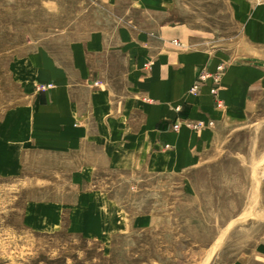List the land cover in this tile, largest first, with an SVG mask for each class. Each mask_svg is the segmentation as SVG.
<instances>
[{
    "label": "rangeland",
    "instance_id": "rangeland-1",
    "mask_svg": "<svg viewBox=\"0 0 264 264\" xmlns=\"http://www.w3.org/2000/svg\"><path fill=\"white\" fill-rule=\"evenodd\" d=\"M173 1L219 45L240 40L228 0ZM127 5L0 0V264H264V105L180 173L85 170L31 142L29 55L116 25Z\"/></svg>",
    "mask_w": 264,
    "mask_h": 264
},
{
    "label": "crops",
    "instance_id": "crops-1",
    "mask_svg": "<svg viewBox=\"0 0 264 264\" xmlns=\"http://www.w3.org/2000/svg\"><path fill=\"white\" fill-rule=\"evenodd\" d=\"M228 4L238 42L219 45L178 20L173 0H128L116 25L31 53V142L78 152L85 170L180 173L210 160L220 129L256 119L264 105V1ZM220 63L216 96L210 78L189 92Z\"/></svg>",
    "mask_w": 264,
    "mask_h": 264
},
{
    "label": "built area",
    "instance_id": "built-area-1",
    "mask_svg": "<svg viewBox=\"0 0 264 264\" xmlns=\"http://www.w3.org/2000/svg\"><path fill=\"white\" fill-rule=\"evenodd\" d=\"M224 70H225V64L220 63L217 65L216 70L213 73H205V72L199 73L197 80L193 83V85L189 89V92L192 94H197L199 92L201 85L210 78L212 80V86L210 88V93L216 96L218 85H219V82L221 80ZM217 105L219 106L221 105V102L219 100H217ZM191 126L193 128L199 129L202 126H204V123L201 121H197L191 124ZM178 127H179V124L175 123L174 128H178Z\"/></svg>",
    "mask_w": 264,
    "mask_h": 264
}]
</instances>
